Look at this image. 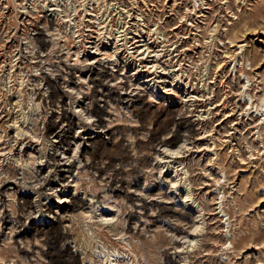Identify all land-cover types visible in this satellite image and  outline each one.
Returning a JSON list of instances; mask_svg holds the SVG:
<instances>
[{
    "label": "rangeland",
    "instance_id": "obj_1",
    "mask_svg": "<svg viewBox=\"0 0 264 264\" xmlns=\"http://www.w3.org/2000/svg\"><path fill=\"white\" fill-rule=\"evenodd\" d=\"M115 1L117 4L110 5L108 11L117 13L113 18L120 13L126 15L131 35H134V29L144 35L148 29L152 31L151 38L145 35L139 52L129 53L131 49H124L114 40L103 38L106 34H100L101 53H112L117 48V55L107 58L102 55L103 59L92 65L90 73L84 72L80 68L82 65L75 66V62L81 64L85 58L82 57L84 46L90 45L88 41L98 35L96 30L100 27L92 14V8L99 2L87 0V16L81 6V26L74 36L72 29L65 32L61 28L58 43L51 42L47 49L41 50L31 45L33 58L21 61L24 62L21 66L24 82L20 85L21 78L13 77L22 100L14 112L5 104L3 93L8 92V87L0 84V111L4 110L0 114L5 115H0V184L7 177L24 176L25 183L33 184L35 191L38 185L33 163L40 157L45 172L50 173V185L45 183L41 193L21 192V188L15 197L12 195L11 210L16 213L22 204L35 211V219L25 221L20 237L11 235L8 225L0 220L2 264H114L115 260L122 264V257L126 256L122 252L130 242L137 246L133 251L136 264H170L175 253L167 235L172 232L165 230V223L179 219L177 232L181 233L188 229L192 218L198 220L201 229L195 233L193 246L186 247L189 243H185L181 260L175 264H264V0ZM32 4L33 1L29 2L30 20L25 23L15 17H4L7 9L0 4V51L5 36L14 33V26L18 27L16 37L22 41L26 36L32 37L35 28L45 27L43 13L35 12L38 8L34 9ZM41 4L42 0H38L34 5L39 7ZM57 20L53 19V26L59 22ZM233 29L237 31L234 33ZM77 34H81V38L78 39ZM234 37L238 44L230 45L229 38ZM240 44L244 45L242 49H238ZM125 54L134 59L126 61ZM60 55L65 57L60 64L64 74L69 72L77 84L76 89L81 87L79 101L83 100L81 96L87 95L84 101L88 104L92 99L96 100L92 108L100 111L96 113L97 117H89L84 110L80 111L75 99L72 100L78 95L69 93L62 84L54 99L48 96L47 104L35 105L38 99L33 96L37 97L36 87L42 83L37 77L43 70L49 74L60 71V67L49 65L56 64ZM35 56L39 62L31 63L36 61ZM141 57L143 59L139 60ZM1 58L4 57H0L2 62ZM138 60L140 66L152 67L139 72L136 70ZM8 66H4L6 72L10 70ZM2 73L0 67V75ZM144 79L148 81L140 83ZM130 83L133 89H130ZM138 84L144 87L140 93L136 88ZM39 86H43L40 94L49 91L45 81ZM101 91L102 99L95 96L98 92L101 95ZM61 100L66 101L65 112L57 107ZM52 104L56 111L48 115L46 112L51 110ZM256 104L257 111L254 112L253 105ZM83 106L88 109L87 104ZM14 115L23 126L27 125L22 135L23 146H29L31 140L37 138L34 139L37 146L32 144L27 149L35 158H28L29 152L23 147L20 149V145L14 149L12 139L9 140L14 132L5 126ZM44 116L52 122L65 121L71 127L62 145L68 148L67 154L58 152L59 159L69 156L70 161L66 164L71 165V177H67L62 186L57 185L58 188L75 192L74 184L78 182L77 198L74 200L69 196L64 203L69 207L67 222L45 209L46 205L53 210L57 208V197L48 196V193L51 183L59 181V175L45 156L53 138L43 136L45 124L41 119ZM86 120L91 123L86 124ZM98 122L100 127L94 126ZM103 124L108 130L101 127ZM100 129L105 132H99ZM79 135H87L85 149H81L82 145L75 148L74 141ZM184 139L186 143L178 154L161 153L163 140L166 149L174 151ZM64 161L65 158L61 162ZM66 184L68 187H64ZM128 190L145 199L156 193L161 197L138 211L135 204L138 199L134 193L128 197ZM83 196L87 198L88 206L92 205L87 219L79 215L83 206H87L79 203ZM163 205L185 207L187 216L161 213ZM150 212L154 216H150ZM89 216H92L91 221ZM103 216L111 218L110 224L98 223L107 232L106 239L96 234L94 226L90 227ZM67 223H72V227H67ZM110 225L120 228L121 233L114 234ZM131 233L138 239L132 240ZM243 235L247 236L248 244L239 241ZM250 235L251 241H248ZM117 237H120L119 241Z\"/></svg>",
    "mask_w": 264,
    "mask_h": 264
},
{
    "label": "bare ground",
    "instance_id": "obj_2",
    "mask_svg": "<svg viewBox=\"0 0 264 264\" xmlns=\"http://www.w3.org/2000/svg\"><path fill=\"white\" fill-rule=\"evenodd\" d=\"M33 1L34 4L38 1V0H19L18 2L16 0H0V4H2V8L3 9H7L6 10V13H4V17H15V19L17 21H19L20 23H25V22H29V15L31 14V11L29 10V2ZM40 1V0H39ZM93 1V3H97L99 2V4L92 8V14H94V18L96 20H98V24L100 25L99 27V31L96 30V33L98 34L97 36L95 37H92L93 39L88 41V43H90V45L86 44V46H84V49L83 51H85V54H83L82 57H85L80 63L81 64H76V62L74 63L75 66L77 67H80V65H82V67L80 68H83V71L84 72H87V73H90V70L92 69V65L93 64H97L99 63L103 58L101 57L102 55H105V58L109 57V56H116L117 55V46L114 48L115 50L111 53V52H106V51H100V48H99V45L98 42L102 39L99 38L100 37V34L102 35H105L106 36L103 38H106V39H111V40H114L115 43L118 45V46H123V48L125 49H131L132 52H129V53H134L135 51H137L140 47L143 46V42H145V35L148 37V38H151L150 34H151V30H147L145 31V35L142 34L140 31L134 29V35H131V33L129 32V26L128 25V21H126V15L123 16V13L119 14V16L117 18H113V16L117 15V13L114 15L112 13H110L111 11H108V8L110 7V5H115L117 4V2L115 0H91ZM109 2V3H108ZM115 2V3H113ZM32 4V7L35 9L38 8V10H35V12H42L43 13V16L44 17V22H45V27H42V26H39L38 28H35L33 31V36L32 37H29V36H26V38H24L25 41H22L18 38V36L16 37V34L17 31H18V27L17 26H14V33L12 34H7L5 36L6 38V41L5 43L2 44V47H1V51L2 53H0V57H4V59H2V62L0 60V67L3 71V73L0 75V84L4 86H7L8 88L6 89V93H3L4 96H5V104H8L11 106V112H14L16 107L21 103V98H20V93L18 91V87H15L14 86V78H21L20 81H18V83L21 85L23 82H24V77H22V71L21 69L23 67H21L23 65L24 62H21L22 60H28V59H32L33 58V51L31 50V45L33 44L34 46H37L38 49H47V45H49V43L51 42H55V43H58V40L61 38V28H63L65 30V32L67 31H70L71 29L73 30L71 33V35H75L76 34V31L79 30V27L81 26L79 23L80 19H79V13H80V8L81 6L83 7V11L85 12V16H87V0H42V4L39 5V7H37L36 5ZM206 5V4H205ZM105 8V9H104ZM119 13V12H118ZM2 14V13H1ZM13 14V15H12ZM127 14V13H126ZM42 14L40 13V16ZM123 16V17H121ZM81 17V16H80ZM58 19L57 22L58 23H55L56 25L53 26V19ZM78 18V20H77ZM93 18H90V20H92ZM3 23V22H2ZM31 24V23H30ZM64 24V25H63ZM239 24V23H238ZM237 25V24H236ZM5 26V25H4ZM85 26V25H84ZM83 26V27H84ZM234 26V25H233ZM82 27V28H83ZM75 28H77V30H75ZM1 29V28H0ZM101 29V31H100ZM236 29V28H235ZM3 30V29H2ZM27 30V29H26ZM81 31V30H80ZM231 31V30H230ZM237 31V30H236ZM235 31V32H236ZM233 32H234V29H233ZM234 32V33H235ZM82 33V32H80ZM228 34V33H227ZM153 35V34H152ZM233 35V34H232ZM64 37V36H62ZM77 37L78 39L81 38V34H77ZM58 39V40H57ZM60 41H64V40H60ZM80 41V40H78ZM105 41V40H104ZM131 41V42H130ZM229 43L230 45L232 44H238V42H236V38L234 37L233 39H230L229 38ZM1 44V43H0ZM60 44V43H59ZM84 44V43H83ZM129 45V46H127ZM244 45L240 44L238 45V49H242ZM87 47H89L90 49H87ZM82 48V46L80 47ZM87 50H86V49ZM90 50V51H89ZM0 51V52H1ZM130 51V50H129ZM140 51V50H139ZM137 51V52H139ZM41 52V51H40ZM240 52H238L237 54H239ZM129 55V54H128ZM125 54V58L127 59L126 61H128L129 59L133 60L134 56H128ZM141 55V54H139ZM41 56V55H39ZM44 56V55H42ZM138 56V55H137ZM35 59L36 61H32L31 63H34V62H39L38 60V56H35ZM143 57L139 58V60H142ZM110 60V59H108ZM138 60V61H139ZM65 61V57L63 55H60L57 57V61H56V64L54 63H49V65H56L55 68H58L60 67L61 63ZM135 63V61L133 62ZM140 63L141 61H139V64L138 66H136V70L141 72V71H148L150 67L152 66H148V65H144V66H140ZM8 64L10 65V70L6 72L4 66ZM148 66V69H145L147 68ZM143 67H145L143 69ZM142 68V69H141ZM40 69V68H39ZM61 67L58 69L60 70ZM67 69H69V67H67ZM16 71L18 72L16 74ZM82 71V72H83ZM81 72V70H80ZM103 72V71H102ZM65 72L63 71V69H61L60 71H57L55 73H46L45 70L41 71L39 74L41 76L38 75V80H41L42 83H38L37 85V90L38 92H36L37 94V97L35 98L33 96V93H32V96H33V99H38V101H36L35 105H42L43 103L47 102V97H51V99H54V96L59 93L60 89L58 88V86L62 84V87H67L70 92L69 93H74L75 95L77 94L78 96L75 97V98H72L75 99V102L77 103L78 107L81 108V110H84L85 113H88V116L91 117V116H96V113L97 112H100L97 108H92V105L95 104L96 100L92 99L90 102L91 104H88L87 101H84V99L88 98V95L87 97H84V96H81V98L83 100L79 101V96L80 94L82 95V90H81V87L76 89V82L73 80V78L71 77V74L69 72H67L66 74H64ZM136 73V71L134 72ZM98 74V73H97ZM16 75H19L16 77ZM66 75L70 76L69 78L66 77ZM99 75V74H98ZM101 76V75H100ZM92 78V77H91ZM8 80V81H7ZM97 80V79H96ZM152 80V78L150 79ZM37 81V80H36ZM45 81V85L48 86L49 88V91L47 93L44 92V94H40V91H42V87L43 86H39V85H43V82ZM148 81V79H144L142 82L140 83H146ZM11 83V84H10ZM10 84V85H9ZM186 85L188 84L187 82L185 83ZM133 84H129V87L130 89H133L132 88ZM2 87V88H3ZM147 87V86H146ZM138 89V92L141 91V90H144V87L142 86H139V84L137 85L136 87ZM135 88V89H136ZM75 89V90H74ZM69 90H65L66 92H68ZM12 91V92H11ZM11 92V93H10ZM19 93V94H18ZM101 95H99V92L98 93H95V96H102V91L100 92ZM140 93V92H139ZM0 94H1V91H0ZM22 95V94H21ZM86 95V94H84ZM64 97H68L67 94H64ZM91 98V97H90ZM251 98V97H250ZM100 99H102L100 97ZM90 100V99H89ZM22 104V103H21ZM47 104V103H45ZM64 104H66V101L64 100H61L60 102L57 103V107L58 109H62L64 110L65 112V106H63ZM84 104H87V108H85L83 105ZM252 104V103H251ZM44 106V105H43ZM255 106V110H253L254 112L257 111V106L258 104L256 105H253ZM50 111H47L46 113L49 115V113H53L55 112V108L53 107V104L52 106L50 107ZM250 109V107H249ZM1 113H4V110L0 111ZM17 112V110H16ZM248 115V113H246ZM1 115V114H0ZM8 115V114H7ZM6 115V116H7ZM2 117H4L3 115H1ZM199 116H202V115H199ZM86 119H88L86 117ZM94 120V119H93ZM98 121V118L96 119ZM86 124H89L91 123V120H86ZM20 121L17 119V116L14 115V117L12 118H9L7 121H6V128L9 129L10 131L13 130V134L10 136L9 133L7 136H10L9 137V140L12 139V142L13 144L15 145L14 149H17L18 145H20V149H23L24 150H27L30 148V146L32 144H35L34 146L36 147L37 146V143H36V140L34 139H37V138H33L31 140V144L29 146H23L24 145V141L22 139V135L23 133L26 132L27 130V125H24L23 126V122H20ZM41 122L44 125V128H45V131H42L43 133V136H47V135H50L53 140H52V143L50 144L51 145V148H50V151L45 153L46 155V158L48 160H50L51 164H52V168L54 170V172L58 173L59 175V181L56 182V183H51V187L49 188L50 192L48 193V196L51 195V196H55L57 197L58 199V205L55 206L57 207L56 209H52V207H48L47 205L45 206V209L48 210V211H52L51 213H53L52 215L53 216H59V219L63 222H67V220L69 219L70 216L67 215V212H68V209L69 207L67 205H65L64 203L68 201L67 198H70L72 197L74 200H75V194H77L76 190H78V182L77 184H74V187L73 188L75 190V192H69L68 190L66 189H59L57 185H61L63 184V181H65V179L67 177H71L69 175L70 173V169H71V165L70 163L66 164V162H69V156H65V161L64 162H61L63 159H59V154L58 152L60 151L61 154H67L66 153V150L68 148H63L62 145H64L63 143H65V141L67 140V134H68V131L69 129H71V127L66 124L65 121L63 122H52L51 120H49L46 116L43 117V119H41ZM94 126H98L100 127V122H98L97 124H95ZM1 127V126H0ZM102 128L106 127L105 124H103L101 126ZM95 128V127H94ZM107 128V127H106ZM99 129V128H98ZM98 129H96L95 132H98ZM4 130V129H3ZM105 130H108L105 129ZM83 131H85V129H83ZM100 131H104L103 129L99 130ZM45 132V133H44ZM105 132V131H104ZM35 134V133H34ZM1 135V134H0ZM37 136V134H35ZM87 136V135H86ZM83 135H79L78 138L76 139V141H74L76 147L77 148L78 146L82 145L81 146V149H83L85 143H87V137ZM261 136H262V133H261ZM93 137V136H91ZM39 138V137H38ZM29 139V138H28ZM83 139V141H82ZM165 140V139H164ZM163 140V143L160 145V147H162V154L163 153H166V152H169V153H172L173 155L175 154H178V151L179 149L185 145V141L186 139H184L182 145L178 146L177 149H174V151H168L169 149H166V141L164 142ZM262 140H263V137H262ZM261 140V141H262ZM30 141V140H29ZM28 142V141H27ZM35 142V143H34ZM94 142V141H93ZM263 142V141H262ZM26 145V143H25ZM40 145V144H39ZM17 146V147H16ZM65 147V146H64ZM67 147V146H66ZM40 149V148H39ZM62 149V150H61ZM85 149V148H84ZM79 150V148L77 149ZM21 151V150H20ZM28 151V150H27ZM41 151V150H40ZM75 151V150H74ZM22 152V151H21ZM29 152V151H28ZM77 153V152H76ZM28 154V158H32L34 157L32 151H30ZM164 158L166 157L165 155L163 156ZM35 158V157H34ZM41 158V157H40ZM40 158H36L34 160V163H33V170H34V176H35V179H36V183H37V187H35V191H33L34 187L29 186L27 185V183H25V180L24 179L25 177L24 176H21V177H7L6 179L4 180H1V184H0V216H1V221L3 222V224H6L8 225V227L10 228L13 236H19L21 231L20 229L23 228V225L25 223V221H31L33 219H35V211L32 210V208H25L24 205H19L18 209L19 211H15L16 213H14L10 206H11V203H12V195H17V191L19 189L22 188V191L21 192H28V191H31L32 193H41L40 191L42 190V187L45 183H49V172L46 173L45 172V169L44 167L42 166L41 164V159ZM73 158V157H72ZM29 160V159H28ZM24 161L27 162V159ZM165 162V161H164ZM67 165V167L65 166ZM53 172V171H52ZM24 172H22L23 174ZM27 175V174H26ZM51 177V176H50ZM27 178V176H26ZM72 180V179H71ZM77 181V180H76ZM79 181V180H78ZM35 182V181H34ZM66 182V181H65ZM33 183V181H32ZM175 183V180L172 182V184ZM50 185V183L48 184ZM62 186V185H61ZM73 186V185H71ZM64 187H68V184H66V186ZM64 193V194H63ZM132 193V194H131ZM133 191L132 190H128V194L127 196L128 197H132L133 196ZM68 194V195H67ZM166 194V193H165ZM41 195V194H40ZM134 195H136L135 197H137L136 199H138L136 201V205L138 207V211L139 209H143L145 208L148 204H152L153 202L157 201V198L161 197L160 193H156L155 195H149V198L148 199H145L144 196H142L141 194L139 193H134ZM145 195V194H144ZM20 198L22 197L21 195H19ZM45 196V195H44ZM167 196V195H166ZM13 197V199H14ZM17 197V196H16ZM80 197V196H79ZM84 197V196H83ZM80 198V205H84V204H87V198ZM186 198H188V195L186 194L185 195ZM49 198V197H48ZM77 198V197H76ZM164 198V197H163ZM89 199V198H88ZM91 199V197H90ZM15 200V199H14ZM85 200H86V203H85ZM134 200V199H133ZM90 201V200H89ZM188 201V200H187ZM15 202V201H14ZM13 202V203H14ZM189 202V201H188ZM16 203V202H15ZM41 203V202H40ZM45 203V202H44ZM91 203V201H90ZM165 203V202H164ZM168 203V202H166ZM186 203V202H185ZM25 204V203H24ZM192 204V203H190ZM88 206V204H87ZM83 206V208L81 209V211L79 212V215L82 216L83 218H86L87 219V216L89 215V212H90V209L92 210V205L90 206ZM44 207V206H43ZM136 207V208H137ZM160 207V206H159ZM176 207V206H175ZM42 208V207H41ZM94 208V207H93ZM109 208V207H108ZM112 208V206H111ZM158 208V207H157ZM88 209V210H87ZM110 209V208H109ZM17 210V209H16ZM135 210V209H134ZM152 211V209H150ZM156 210V209H155ZM153 210V212L155 211ZM40 211V210H39ZM161 213H168L172 216H187V209H185V207L183 208H174L172 207L171 205H163L160 209ZM37 212V211H36ZM92 212V211H91ZM150 212L148 213L150 216H154V213L156 212ZM39 213V212H38ZM37 213V214H38ZM45 213V212H44ZM50 213V214H51ZM145 213V212H144ZM46 214V213H45ZM92 214V213H91ZM115 214H116V211H115ZM102 215V214H101ZM100 215V216H101ZM141 215V213H140ZM38 217V216H37ZM108 217V216H106ZM143 217V216H142ZM90 218V221H91V218L92 216L88 217V219ZM100 218V217H99ZM114 218V217H113ZM150 218V217H149ZM70 219H73V218H70ZM135 219V218H134ZM173 220V219H172ZM73 221V220H72ZM71 221V222H72ZM101 224H110V221H111V218H105L104 216L101 217L100 219H98V221H93L95 223H91L90 224V227L91 226H94V228L96 229V234L101 237V238H105L106 235H107V232L104 230V228L102 226H100L98 223ZM70 222V221H69ZM88 222V221H87ZM116 221H114L115 223ZM190 222L191 224L189 226H187L188 229H185V228H182L184 231H181V233H178L177 232V225L178 223H181L179 221V219H176V222L174 221H171V220H168L166 221L165 223V230L167 232H172L171 234H167L170 236V240H171V243H173V246H170L171 248H173L172 250L174 251V256L172 255V258L170 259V264H175L176 262L179 261V259L181 258V254L183 253V250L188 247V246H193L195 241H196V237H195V233H197V231H200L199 229V224H198V220L195 219V218H192L190 219ZM1 223V222H0ZM122 223V222H121ZM124 223V222H123ZM147 223V222H145ZM28 225V224H27ZM124 225V224H123ZM138 225V224H137ZM3 226V225H2ZM67 227H72V223H67L66 224ZM112 226H115V227H118L117 224H113ZM134 226H136V224H134ZM164 226V225H163ZM111 229V231L115 232L114 234H120L121 231H118L119 229L117 228H113L111 227V225L109 226ZM139 227V226H137ZM136 227V228H137ZM183 227V226H182ZM135 228V227H134ZM8 229V228H7ZM129 229V228H128ZM89 230V229H88ZM121 230V229H120ZM123 230V229H122ZM131 230V229H130ZM135 230V229H134ZM138 230V229H137ZM91 231V230H90ZM133 231V230H132ZM95 232V231H94ZM109 232V231H108ZM3 233V232H2ZM10 233V232H9ZM92 233V232H91ZM80 235V234H79ZM85 235V234H84ZM82 235V236H84ZM247 235V234H246ZM3 236V235H1ZM93 236V235H92ZM117 236V235H116ZM131 236V239L132 240H135V239H138L137 236H135L134 234H130ZM168 236V237H169ZM248 236V235H247ZM246 236V237H247ZM20 237V236H19ZM80 237V236H79ZM90 238V236H88ZM96 237V236H95ZM139 237V236H138ZM195 237V238H194ZM246 237L243 235L239 238V241L243 242L245 241L246 242ZM250 237H252L251 235L248 237L250 239ZM3 238V237H2ZM10 238V237H9ZM77 237L74 236L73 239L74 240H77L76 239ZM82 238V237H81ZM80 238V239H81ZM118 238V241H119V238L120 237H117ZM116 238V239H117ZM256 238V237H255ZM12 239V238H11ZM79 239V238H78ZM93 239V238H92ZM106 239V238H105ZM248 241H251V239ZM6 240V239H5ZM8 240V239H7ZM6 240V241H7ZM83 240V239H82ZM87 240V239H86ZM114 240V239H113ZM9 241V240H8ZM12 241V240H10ZM79 241V240H78ZM102 241V240H101ZM140 241V240H139ZM138 241V242H139ZM169 241V240H168ZM127 242V241H126ZM170 242V241H169ZM188 242L189 244L186 245V247L184 246L185 243ZM5 243V242H3ZM244 243V242H243ZM34 244V243H33ZM38 244V243H37ZM244 244H248L247 242L244 243ZM243 244V245H244ZM4 245V244H3ZM111 245V244H110ZM168 245V244H167ZM196 245V244H195ZM237 245V244H235ZM1 246V245H0ZM86 247V244L84 245ZM119 246V245H118ZM125 245H123L124 247ZM237 247V246H236ZM116 248V247H115ZM125 248V252L123 251L122 253H124V255L126 256H123V260H122V264H129V262H131V264H136V261H135V257L134 254H133V251L136 250L137 246L135 244H132V242L129 243L128 246L124 247ZM170 248V250H171ZM235 248V247H234ZM36 249V248H35ZM167 249V248H166ZM34 250V249H33ZM37 251V250H36ZM95 251V250H94ZM116 251V250H114ZM118 251V250H117ZM167 251V250H166ZM2 251H0L1 253ZM169 252V251H168ZM185 252V251H184ZM187 253V251H186ZM164 254V253H163ZM169 254V253H168ZM1 255V254H0ZM101 255V254H100ZM113 255V254H112ZM98 256V254H97ZM169 256V255H168ZM31 257V256H30ZM39 257V256H38ZM32 258H35L32 256ZM31 258V259H32ZM102 258V256H101ZM115 258V257H114ZM113 258V259H114ZM121 258V259H122ZM185 258V256H184ZM1 259V258H0ZM106 259V258H105ZM117 259H118V256H117ZM102 260V259H101ZM181 260V259H180ZM186 260V259H185ZM111 260H109L110 262ZM114 261V260H113ZM16 262V261H15ZM32 262V261H31ZM30 262V263H31ZM119 260H115V263L114 264H119L118 263ZM5 263V262H4ZM36 263V262H35ZM37 263H41V262H37ZM111 263V262H110ZM113 263V262H112ZM138 263V262H137ZM0 264H2V261L0 260ZM106 264V263H105ZM109 264V263H108Z\"/></svg>",
    "mask_w": 264,
    "mask_h": 264
}]
</instances>
